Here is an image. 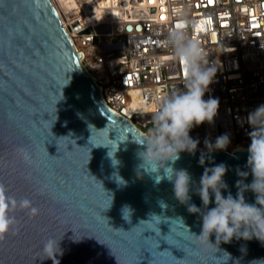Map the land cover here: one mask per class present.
Instances as JSON below:
<instances>
[{
    "label": "water",
    "instance_id": "obj_1",
    "mask_svg": "<svg viewBox=\"0 0 264 264\" xmlns=\"http://www.w3.org/2000/svg\"><path fill=\"white\" fill-rule=\"evenodd\" d=\"M76 57L48 0H0V182L39 209L31 219L15 213L18 230L0 241V264H52L36 257L49 236L62 237L60 264H264V243L255 237L221 242L217 252L200 242L202 219L175 199L171 182L157 184L139 168L144 135L103 103ZM179 156L173 167L191 175L189 202L197 207L194 188L206 167L227 166L224 196H236L237 180L252 181L247 148ZM118 176L126 183L118 185ZM243 195L255 203L252 191Z\"/></svg>",
    "mask_w": 264,
    "mask_h": 264
},
{
    "label": "built area",
    "instance_id": "obj_2",
    "mask_svg": "<svg viewBox=\"0 0 264 264\" xmlns=\"http://www.w3.org/2000/svg\"><path fill=\"white\" fill-rule=\"evenodd\" d=\"M48 1L98 97L144 136L157 100L183 89L182 67L167 59L164 42L177 23L173 9H189L188 31L217 68L204 99L219 100L213 123L189 136L200 150L222 135L229 139L223 150L248 148L247 117L264 104V0Z\"/></svg>",
    "mask_w": 264,
    "mask_h": 264
},
{
    "label": "clouds",
    "instance_id": "obj_3",
    "mask_svg": "<svg viewBox=\"0 0 264 264\" xmlns=\"http://www.w3.org/2000/svg\"><path fill=\"white\" fill-rule=\"evenodd\" d=\"M189 11L187 8L173 9L177 23L168 30L164 42L171 49V56L167 59L179 63L182 67L183 89L173 90L157 100V106L151 114L154 127L139 142L144 145V149L138 152L142 160L139 168L144 169L146 173L154 174L157 184L163 179L171 182L175 199L187 205L189 213L199 215L202 227L200 234L195 236L202 244L208 245L209 248L215 246L217 252L221 242L230 243L233 238L251 240L255 237L264 243V104L250 112L247 117V122L253 129L248 133L250 144L247 148L246 164L250 169L252 181L245 184L243 179L237 180L238 191L235 197L230 192L227 196L221 192L228 187L222 179L228 170L224 163L206 167L198 186L194 188L200 197L202 208L189 202L190 184H195L189 172L173 167L181 152L193 153L197 147L198 141L189 136L190 130L204 122L213 123L219 107L218 98L204 99L217 68L214 64L209 65L208 53L200 41L192 38L188 31L189 26L194 25V21L188 18ZM228 143L227 135L217 137L214 144L205 141L209 150L225 149ZM17 151L25 162L30 163L29 154L24 149ZM115 152L112 155L108 152L113 166L119 163L114 157ZM169 161L171 163H168ZM199 162L204 164L203 154ZM237 175L246 178L249 172L237 169ZM118 177L119 179L115 178L118 185L126 183L120 176ZM248 190L255 194V203L245 201L243 193ZM159 203L161 208L167 207L163 200ZM210 203H214V207L209 208ZM17 211H23L29 219L39 214V209L30 199L26 197L18 199L3 182H0V241L5 239L6 234H15L18 230L15 216ZM121 211L123 219L130 222L132 209L125 205ZM150 218L159 221V216L154 213L150 214ZM211 235L215 236V243L210 242ZM61 238L49 236L43 240L36 257L41 261L50 259L52 264H60L57 257L63 255L60 248ZM241 250H244L243 247ZM224 255H227L228 260L230 254L224 252Z\"/></svg>",
    "mask_w": 264,
    "mask_h": 264
},
{
    "label": "bare ground",
    "instance_id": "obj_4",
    "mask_svg": "<svg viewBox=\"0 0 264 264\" xmlns=\"http://www.w3.org/2000/svg\"><path fill=\"white\" fill-rule=\"evenodd\" d=\"M244 146H240V145H237L235 147H232L231 148V151L234 150V149H242Z\"/></svg>",
    "mask_w": 264,
    "mask_h": 264
},
{
    "label": "rangeland",
    "instance_id": "obj_5",
    "mask_svg": "<svg viewBox=\"0 0 264 264\" xmlns=\"http://www.w3.org/2000/svg\"><path fill=\"white\" fill-rule=\"evenodd\" d=\"M249 144H250V142H249ZM249 144H248V145H246L245 147H248V146H249Z\"/></svg>",
    "mask_w": 264,
    "mask_h": 264
}]
</instances>
